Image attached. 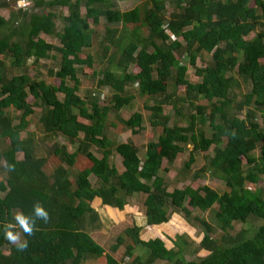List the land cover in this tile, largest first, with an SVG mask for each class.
<instances>
[{"label": "trees", "instance_id": "16d2710c", "mask_svg": "<svg viewBox=\"0 0 264 264\" xmlns=\"http://www.w3.org/2000/svg\"><path fill=\"white\" fill-rule=\"evenodd\" d=\"M171 4L172 10L165 16L163 0H140L124 11L115 7L114 0H34L39 12L26 6L16 8L9 19L0 15V32L10 19L22 17L21 28L13 27V40V35L0 34V225L10 221L16 211H31L36 200L44 203L51 216L47 224L38 222L39 231L27 237L29 248L24 253L3 240L0 233V264H84L101 256L105 264H124L104 253L85 228H94L98 222L93 202L126 214L127 198L134 194L145 196L148 225H165L175 215L189 225L202 226L198 248L204 251L196 259L182 260L177 257L182 251L178 242L175 249L168 248L160 237L142 240L139 226L133 225L124 230L131 239L125 253L131 255L136 246L147 253L143 260L136 256V264L157 260L264 264V222L251 236L244 228L231 232L235 221L246 222L250 216L264 221V185L248 186L264 182V0H171ZM8 6L12 9L13 1L0 0V7ZM62 6L65 13L57 9ZM101 17L105 25L99 46L105 59L96 83L108 88L107 104H98L91 96L84 101L78 95L75 67L93 64L89 53L84 58L80 54L91 46ZM143 28L146 36L141 34ZM40 33L57 36L58 45L42 39ZM171 35L174 39L168 42ZM49 51L59 57L58 68L48 70L58 79L57 85L26 74L8 76L10 69L23 66L29 58L35 64ZM204 53L210 54V63L196 66V58ZM177 54L194 66L199 81L187 79V65ZM130 64L135 71H127ZM133 83L137 94L153 101L145 104L150 126L153 130L160 127L157 139L145 144L142 156L131 139L110 137L122 131L137 134L143 129L142 111L135 109L126 118L119 114L132 103L134 94L126 88ZM181 85L184 96L200 97L207 104L195 105L185 126H169L164 105L185 117L179 103L186 99L176 93ZM28 96L32 104L26 101ZM33 105L40 108L37 122L43 137L39 139L50 145L59 134L67 140V144L52 143V155L38 154L39 142L33 132L24 131L20 136ZM206 126L210 135L204 130ZM188 144L192 148L180 175L185 178L191 173V180H195L210 173L224 182L222 191L206 184L168 190L162 173ZM212 145L207 162L192 171L195 154L208 151ZM92 146L98 156L92 153ZM16 153L21 154L20 159ZM115 155L121 160L120 170L109 161ZM50 161L51 172L45 174L43 167ZM163 161L166 166H162ZM10 164L15 165L14 171L7 170ZM73 167L77 172L70 179ZM89 175L96 178L95 187ZM176 177L177 181L182 178ZM190 208L211 211L220 230L214 231L207 220L193 216ZM123 242L120 236L113 251Z\"/></svg>", "mask_w": 264, "mask_h": 264}, {"label": "rangeland", "instance_id": "374dc122", "mask_svg": "<svg viewBox=\"0 0 264 264\" xmlns=\"http://www.w3.org/2000/svg\"><path fill=\"white\" fill-rule=\"evenodd\" d=\"M164 1V10L163 13L165 16L169 15L170 11L172 10V4L171 0H163ZM28 2V8L31 10H34L36 12H39L40 9L34 5V0H27ZM140 3V0H114V5L116 8H118L120 11H124L127 9L132 8L133 6ZM27 8V9H28ZM15 7L13 6L12 9L10 6L8 7H0V15L4 18H10L12 14H15ZM58 11L65 13L66 8L64 6L57 8ZM80 14L83 15L84 8L81 6L79 8ZM22 17L15 19V21H10L2 28V31L0 32L1 35H6L7 37H11L13 35V27L16 26L18 28L19 24L21 22ZM56 26L60 27L58 21H56ZM105 25L104 19L101 17L99 18V25L96 27L97 33L95 35H92L91 39V46L89 48H86L83 50V52L80 54L81 58H84L86 53H89L91 57L94 59L93 64L89 67L85 64L76 65V76L79 80V87H78V95L85 100L91 97H96L98 104H107V97H109L110 93L107 87H98L97 86V79L99 76V70L103 66V62L105 57L101 56V48L99 46V41L102 39L103 35V27ZM164 25V24H163ZM57 27V28H58ZM166 31L168 30L165 28ZM142 35L146 36L147 30L143 28ZM170 34V32H168ZM117 35V33L115 34ZM15 35H13L12 40ZM39 36L44 39L47 42H50L53 45H58L57 36L54 35H46L43 33H40ZM174 39V36H171L167 41H171ZM203 57V58H202ZM202 57L199 56L195 60L196 66L204 67L206 64L210 63V54H202ZM177 58H179L180 62L187 65L186 70V77L191 82H197L200 80V77L196 76L194 66L189 64L188 59L185 56H180L177 54ZM59 63V57L58 54L55 53V51H49L48 56L42 59H38L35 64L32 63V59L29 58L25 61V64L21 67H18L16 69H10L8 71V76L16 75V74H26L31 77H38L42 80H44L46 83L57 85L58 79L53 77L52 75L48 74V70H56L58 68ZM95 71V73H92V71ZM136 68L134 65L130 64L127 68V71H135ZM129 92L134 94V98L132 100V103L130 106L122 107L119 111V114L126 118L128 117L133 110H140L143 114V129L140 130L137 134H132L129 131H122L118 134H111V138H117L118 140H126L131 139L136 146H138L141 150L139 155L142 156L143 151L145 149V144L149 142L150 140H156L158 134L160 133V127L153 130L152 126L149 124V112L145 109V104H152L153 101L148 99L145 95H139L136 92V84H130L126 88ZM184 86H178V89L176 91L177 96L181 95L184 96L185 91ZM59 96V94H57ZM191 97V96H190ZM190 97L184 96L186 100L182 101L179 105L183 107V114L185 117H179L172 106L170 105H164L163 106V113L169 117L168 125L172 126L174 123H178L181 126H185L187 122L189 121V113L195 112V105L198 104H207V101L200 98V97H191L192 104L189 103ZM26 101L31 103L32 98L28 96L26 98ZM32 104V103H31ZM33 112L27 117V126L25 130L20 132V136H24V131H30L34 133V137L39 142L38 147V154L45 153L46 155L51 154V148L49 146H52V143L56 144H67L66 138L63 136L57 134L55 135L54 139L51 140V144H45V142L41 141L39 137L42 134V128L40 124L37 122V117L40 108L38 106H32ZM208 111V110H207ZM14 114V111H12ZM16 115H18V112H16ZM17 119L15 118L13 120V123H16ZM198 125V123H196ZM263 130H264V124ZM204 130L207 132L208 135H210L211 130L208 126L206 128L204 127ZM37 142V143H38ZM50 142V141H49ZM44 143V144H42ZM48 143V142H47ZM69 148L74 149V145H70ZM192 145L188 144L186 145L185 152L179 154L175 161L169 165L167 172H163L162 174H165L166 182L168 185V190H172L174 187L182 188L186 185H191L193 188H196L201 185H208L212 188H214L217 191H222L224 187V182L221 179H218L217 177H212L210 173H205L204 176L199 177L198 179L191 180V173L186 175L185 178H183L184 174L180 175L181 167L183 165L184 160L187 159L189 150H191ZM213 145L209 148L206 152H198L195 154V161L191 165V170L195 171L201 166H203L204 163L207 162L208 155L213 153ZM92 153L94 155H99L97 151L94 149V146L91 148ZM17 159L21 158L20 153H16ZM52 155V154H51ZM259 152L258 150L255 151V156H258ZM53 159V158H52ZM118 156H111L109 158V161L111 164L115 166L116 169L120 170L122 167L121 160ZM80 160V159H79ZM242 162L246 166V160L244 157H242ZM250 165V164H249ZM162 166H166L165 161L162 162ZM244 166V167H245ZM252 166V165H251ZM77 169L79 168L77 165L75 166ZM73 167L70 169L68 173V177L72 179L74 177L75 172H77V169ZM254 170H256V166H252ZM52 169V162L47 163L43 167V171L45 174H49ZM176 176H181L182 178H179V180H176ZM88 179L93 187L96 186L97 180L93 175H89ZM264 182L260 181L258 184H249L248 186L250 188H254V186H263ZM145 196L142 194H134L131 197L129 196L127 199L129 203L126 205V214H122L121 212H113L109 207H102L97 203L93 202L92 206L93 209L97 212L98 215V222L97 225L94 228L87 227L85 228V231L91 236L93 240H95L97 243H99L103 249L104 253H110L112 254L117 260L122 261L124 264H136L133 259L136 256H139L141 260L145 259L147 256V253L143 247L136 246L132 252L131 255H126L125 253V247L128 244H131V239L129 236L124 233V230L127 228H131L133 225L139 226V237L142 240H148L150 238L160 237L165 241V244L168 248H178L176 246V243L182 247V251L177 255L178 258L182 260H192L196 259L197 256L203 254V250L199 251V241L202 237V226H200L198 223L193 225H189L188 223H185L182 221L181 218L177 216H173L171 220L165 224V225H148L146 223V217H145V210L143 206V200ZM191 209V208H190ZM193 216H199L205 220H207L213 227L214 231H219L220 229L217 228V223L214 220V216L211 211H204L201 212L197 209H191ZM260 218H257L255 216H250L246 222L241 221H235L233 223V229L231 230L232 233H235L239 231L240 229L244 228L247 230V236H251L254 229L263 223ZM220 233V232H218ZM182 234V237L178 238L177 236ZM122 236L124 238V242L122 245H120L116 251H113V246L117 243L118 239ZM104 257L101 256L97 259L92 260L91 262H85L84 264H105ZM152 264H174V261H163V260H157Z\"/></svg>", "mask_w": 264, "mask_h": 264}, {"label": "clouds", "instance_id": "9594fccd", "mask_svg": "<svg viewBox=\"0 0 264 264\" xmlns=\"http://www.w3.org/2000/svg\"><path fill=\"white\" fill-rule=\"evenodd\" d=\"M24 2L25 0H20L21 4H24ZM7 170L14 171L15 165H8ZM50 219V212L44 203L36 200L32 205L31 211H16L10 221L0 225V233H2L3 240L12 245L18 252L24 253L29 248L30 240L27 237H33L39 231L38 222L43 221L47 224Z\"/></svg>", "mask_w": 264, "mask_h": 264}, {"label": "built area", "instance_id": "2783aa9c", "mask_svg": "<svg viewBox=\"0 0 264 264\" xmlns=\"http://www.w3.org/2000/svg\"><path fill=\"white\" fill-rule=\"evenodd\" d=\"M10 1H13V6L15 8H25L26 6L29 5L27 0H25L24 4H21L20 0H10ZM171 36H173V35H171Z\"/></svg>", "mask_w": 264, "mask_h": 264}, {"label": "crops", "instance_id": "0c3cea01", "mask_svg": "<svg viewBox=\"0 0 264 264\" xmlns=\"http://www.w3.org/2000/svg\"><path fill=\"white\" fill-rule=\"evenodd\" d=\"M152 226H155V225H152Z\"/></svg>", "mask_w": 264, "mask_h": 264}]
</instances>
